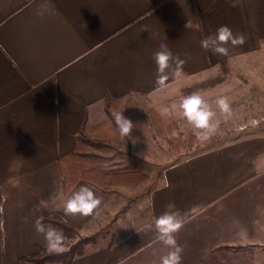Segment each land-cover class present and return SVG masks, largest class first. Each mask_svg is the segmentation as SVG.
<instances>
[{
	"label": "crops",
	"instance_id": "crops-1",
	"mask_svg": "<svg viewBox=\"0 0 264 264\" xmlns=\"http://www.w3.org/2000/svg\"><path fill=\"white\" fill-rule=\"evenodd\" d=\"M222 25L244 42H216ZM161 46L172 53L162 72ZM263 46L264 0H0V264L37 253L46 240L35 221L53 212L89 237L71 264H159L172 250L155 228L165 213L182 225L181 264H264V135L191 154L154 187L119 175L67 189L58 167L81 123L105 120L107 97L122 98L121 109L127 98L167 105L187 81ZM82 186L100 204L67 213ZM42 223L63 234V248L74 239Z\"/></svg>",
	"mask_w": 264,
	"mask_h": 264
},
{
	"label": "rangeland",
	"instance_id": "rangeland-1",
	"mask_svg": "<svg viewBox=\"0 0 264 264\" xmlns=\"http://www.w3.org/2000/svg\"><path fill=\"white\" fill-rule=\"evenodd\" d=\"M192 93L200 94L215 113L213 121L218 122L217 131L208 140L199 139V130L193 129L181 115L180 101ZM174 98L167 105H162V97H153L150 102L141 99L137 105L132 101L139 119L137 124H133L137 132L134 138L122 136L119 132L111 140L110 146H89L86 147L87 151L100 157L99 162L104 170L135 167L146 172L142 183L154 187L160 183L168 167L191 154L242 137L264 135V46L248 55L219 64L217 70L202 79L187 81L186 86L181 88V94ZM219 98H226L229 102L231 114L227 118L216 104ZM151 102L153 105H149ZM151 108L156 111H151ZM116 109V113L121 114L122 109ZM156 119H161L162 123H153ZM106 120L107 113L103 121ZM165 124L177 131L178 136L173 142L169 141L170 128ZM87 129L92 130L93 127ZM141 189L144 190V186H139ZM78 237L75 235L72 242Z\"/></svg>",
	"mask_w": 264,
	"mask_h": 264
},
{
	"label": "trees",
	"instance_id": "trees-1",
	"mask_svg": "<svg viewBox=\"0 0 264 264\" xmlns=\"http://www.w3.org/2000/svg\"><path fill=\"white\" fill-rule=\"evenodd\" d=\"M226 62V60H223L220 64H225ZM122 101V98L114 99L113 97H107L106 113L108 115V120L100 122L92 130L87 129L86 120L83 121L76 134V149L58 158V167L67 189L72 187L79 180H86L97 185L105 186L113 180V178H119V175L124 180L130 182H138L145 178V174L135 167H126L111 171L104 170L99 162L100 157L86 149V147L89 146L95 148H100L105 145L110 146L111 140L120 132L115 121V115L117 114L116 106ZM124 101L121 114L131 120L133 124H137L139 119L135 104L129 98ZM151 111L155 112L156 110L151 108ZM160 121L161 119H156L153 123H162ZM165 125L167 128H170V131L168 130V133L171 134L169 141L173 142L178 136L177 131L172 129L173 127L171 125ZM136 133L135 126H133L131 133L127 136L129 138H134ZM40 218H42V222L52 224L69 237L79 235L78 230L59 213L53 212ZM88 240L89 237H82L79 235L76 241L71 242L66 248H63L61 252H50L46 244H39L38 252L23 257L22 261L25 262V264H46L47 262L55 261L62 262L63 264H71L76 256L83 254L84 244Z\"/></svg>",
	"mask_w": 264,
	"mask_h": 264
},
{
	"label": "clouds",
	"instance_id": "clouds-1",
	"mask_svg": "<svg viewBox=\"0 0 264 264\" xmlns=\"http://www.w3.org/2000/svg\"><path fill=\"white\" fill-rule=\"evenodd\" d=\"M211 37H206L201 40V46L206 50L209 49ZM231 40L232 44H242L243 37H232L231 29L226 25H222L217 29L215 41L219 44L227 43ZM214 52L226 54L224 47L212 48ZM172 59V53L166 49V46H161V50L154 53V60L157 64L158 71H164L169 66V61ZM180 63H183L182 61ZM222 114L227 118L231 114L229 102L226 98H219L216 101ZM179 108L181 115L186 121L197 131V136L201 140H208L215 134L218 127V122L213 121L215 113L210 109V106L204 98L198 93H192L181 99ZM115 121L122 136H127L133 129V122L123 114H116ZM100 204V199L97 198L94 192L86 186H82L78 192L65 204V211L70 214H82L88 216L93 213L94 209ZM180 220L169 213L162 214L155 220V228L158 233V239L170 250L166 255L160 258L159 264H181L182 248L177 244L175 233L181 228ZM36 231L44 235L46 246L50 252L63 251L62 243L64 240L63 234L55 228H45L42 223V218H37L35 221Z\"/></svg>",
	"mask_w": 264,
	"mask_h": 264
}]
</instances>
